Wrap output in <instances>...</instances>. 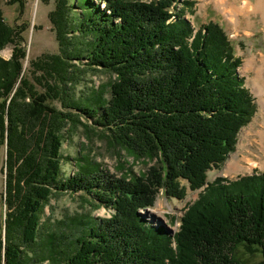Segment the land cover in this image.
<instances>
[{
  "label": "trees",
  "instance_id": "obj_1",
  "mask_svg": "<svg viewBox=\"0 0 264 264\" xmlns=\"http://www.w3.org/2000/svg\"><path fill=\"white\" fill-rule=\"evenodd\" d=\"M177 1L104 0L100 9L94 0H55L49 21L58 54L32 63L42 71L39 84L51 81L44 80L42 92L23 75L24 27L6 25L0 10V52L13 47L9 60L0 57L4 264H242L240 247L259 253L264 264V173L207 183L208 171L233 152L254 113L253 99L222 29L210 23L194 32L184 11L170 12ZM81 61L114 80L76 102L67 90L72 62ZM81 116L112 145L154 164L127 179L86 162L61 179L62 132ZM181 181L204 190L170 235L139 211L152 208L160 190L182 200ZM66 192H81L114 213L73 224V240L51 232L38 242L44 205ZM34 247L39 253L30 257Z\"/></svg>",
  "mask_w": 264,
  "mask_h": 264
},
{
  "label": "rangeland",
  "instance_id": "obj_2",
  "mask_svg": "<svg viewBox=\"0 0 264 264\" xmlns=\"http://www.w3.org/2000/svg\"><path fill=\"white\" fill-rule=\"evenodd\" d=\"M104 0H94V4L100 5V9L104 8ZM126 2H137L149 4L153 0H123ZM227 7L224 11L219 10L212 2L209 6L205 5L200 0H179L173 4L170 12L176 10L184 11V19L187 20L191 27L196 32L210 23L218 25L234 51L235 57L240 60V66L237 69L239 77L243 78L244 86L251 95L254 104V113L249 122L240 129L236 137V144L233 152L227 155L224 163L218 168H214L207 173V183H212L217 178L225 179L226 181H235L238 178L250 176L253 173H264L263 166H255L252 169L244 162H241L239 170L225 171L226 162L229 159L236 160L241 156L249 157L247 150L257 152L255 146L244 145L242 151L237 152L238 140L242 130L249 129L258 112V97L254 93L251 79L254 78V73L244 71L243 66L248 61L251 67H261L260 57L264 56V22L261 19L260 13L252 11L248 15L239 13L237 16L238 23H230L228 14L234 8L242 10L244 3L254 9L260 0H226ZM248 2V3H247ZM12 3V4H11ZM192 4V7L186 5ZM75 4V1L72 2ZM194 4V5H193ZM55 9V0H0V10L2 12L3 21L12 28L24 27L21 36L23 37L25 47V59L23 61V75H26L31 84L35 85L37 92L43 91L44 80H49L47 77L40 80L42 71L38 70L32 63L39 62L43 56H51L58 54V43L56 40L55 30L49 21L50 14ZM230 9V10H229ZM226 11V12H225ZM264 15V12H262ZM250 15V16H249ZM227 16V17H226ZM175 19H173L174 21ZM12 45H8L0 52V57L4 60H9L12 53ZM75 66L74 81L68 85V98L76 102L91 99L92 91L99 88L101 85H106L114 80V76L110 73L94 70L84 65V61L72 62ZM249 64V63H248ZM36 80V81H35ZM49 82H51L49 80ZM108 97L107 95L105 96ZM49 104L55 107L58 111L62 110L57 100L49 101ZM72 112V111H71ZM77 114L75 111L72 112ZM256 127V126H255ZM63 142L61 146V179L69 178L77 173L78 165H83L86 162L96 163L101 169L107 171L108 174L114 177L130 178V175L139 176L147 173L150 166L154 162L149 163L144 158L139 160L134 159L127 151L112 145L102 136L92 120L85 117H79V122L74 125L68 124L62 132ZM5 160L6 148L3 146L0 149V195L4 191L5 186ZM78 161V162H77ZM255 163L259 162L254 158ZM249 167V168H248ZM186 189L185 197L182 200L169 198L164 190H160L156 196L154 206L152 208L140 210L141 216L155 227L164 226L170 235H174L180 226V219L190 206L203 193V188L191 191L187 188L186 182H180ZM156 203H160L163 211L151 213L155 208ZM6 209L0 205V217L3 223ZM113 210L103 206H99L93 199L84 195L81 192L76 194L58 193L52 195L48 202L44 205L41 213L38 242L45 240L46 236L51 232L63 234L69 239H74L77 231L73 224L83 220L85 217H90L93 220L108 219L113 215ZM74 221V222H73ZM81 228V227H80ZM2 246L0 249V264H4V225L2 224ZM26 248V247H25ZM35 252L28 250L29 256L39 253L38 247H34ZM236 257L242 264H260L261 255L255 251H248L240 247L236 253ZM42 264H47L44 260ZM60 264H64L62 261Z\"/></svg>",
  "mask_w": 264,
  "mask_h": 264
},
{
  "label": "bare ground",
  "instance_id": "obj_3",
  "mask_svg": "<svg viewBox=\"0 0 264 264\" xmlns=\"http://www.w3.org/2000/svg\"><path fill=\"white\" fill-rule=\"evenodd\" d=\"M209 2H212L219 10L224 11L225 8H228L227 1L226 0H209ZM248 3V2H247ZM242 10L234 8L232 12L228 14L230 23L236 24L238 23L237 16L240 15L239 13H243V15H248L252 11H257L261 15V19L264 22V15L262 12H264V0H260L254 9L246 3L242 5ZM230 10V9H229ZM226 12V11H225ZM250 16V15H249ZM227 17V16H226ZM261 67L259 68H252L250 63L255 62V60L248 61L243 66L244 71H251L254 73V78L251 79L252 86L254 88V93L258 97V112L256 114V117L254 118L253 122L250 124L249 129H244L241 131L239 140H238V148L237 152H240L243 150L244 145H252L255 146L257 152H250V150H247L249 157L241 156L240 160L239 157L236 160L229 159L226 162L225 165V171H237L241 169L240 164L241 162H244L247 166H249L251 169L253 167L257 166H263L264 167V56L260 57ZM254 64V63H253ZM256 126V127H255ZM256 158L259 160V162L255 163L253 159ZM256 166V167H257ZM248 167V168H249ZM163 211V208L160 203H156V206L154 209L151 210V213L154 215L156 213H161Z\"/></svg>",
  "mask_w": 264,
  "mask_h": 264
},
{
  "label": "crops",
  "instance_id": "obj_4",
  "mask_svg": "<svg viewBox=\"0 0 264 264\" xmlns=\"http://www.w3.org/2000/svg\"><path fill=\"white\" fill-rule=\"evenodd\" d=\"M203 1V3L207 6H209V0H200V2ZM202 3V2H201ZM194 5V4H193Z\"/></svg>",
  "mask_w": 264,
  "mask_h": 264
}]
</instances>
